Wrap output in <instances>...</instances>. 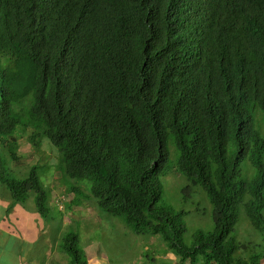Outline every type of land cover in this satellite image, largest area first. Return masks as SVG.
<instances>
[{
    "label": "trees",
    "instance_id": "16d2710c",
    "mask_svg": "<svg viewBox=\"0 0 264 264\" xmlns=\"http://www.w3.org/2000/svg\"><path fill=\"white\" fill-rule=\"evenodd\" d=\"M26 135L58 149L69 191L181 263L261 264L264 0H0V200L7 216L21 206L53 222L41 167L11 177ZM177 174L214 210L192 246L187 212L159 206ZM238 223L262 240L240 243ZM61 236L69 264H89L79 234Z\"/></svg>",
    "mask_w": 264,
    "mask_h": 264
},
{
    "label": "rangeland",
    "instance_id": "374dc122",
    "mask_svg": "<svg viewBox=\"0 0 264 264\" xmlns=\"http://www.w3.org/2000/svg\"><path fill=\"white\" fill-rule=\"evenodd\" d=\"M18 146L17 156L19 158L13 164L11 160L8 161V166L14 170L10 171L11 177L14 179L25 178L31 165H39L43 181L50 193L48 199L49 206L53 209L51 214L57 215V219H55L56 223L51 224L46 222V219L38 212L25 214L22 211L13 214V219L5 218L6 210L2 207L6 206L7 202L0 200V220L4 219V222L0 223V228L2 226L10 227L11 232L16 235H13L15 238L11 237L12 239L7 237V240L2 243L5 247H0V264H69V257L61 245L56 244V242L59 243L58 240L54 242L51 237L56 232L59 220L63 224L58 233L59 236L65 229L76 231L79 234V248L85 249L86 255L95 250L99 251V246L106 251L109 259L99 260L97 264H158V262L171 264L170 260L159 261L156 259L157 255L165 253L166 250L172 251L160 236L138 235L126 225L123 218L113 217L102 210L96 200L89 199L87 201L78 193L69 191L63 183L62 173L57 170L55 165L59 155L58 149L49 140H41L40 146L36 148L26 135L18 139ZM4 150L6 149L0 146V153L7 157L8 152ZM242 165L247 167L250 166V163L246 160ZM179 175H172L164 179L163 195L159 206L172 207L175 210L187 212L185 242L192 246L195 236L200 231L208 233L214 229V210L207 194L202 193V188H198L201 191V195L198 197L197 190L189 187L187 180L185 181ZM185 187H188V190L186 189L187 192L182 194ZM4 192L8 191L0 183V197ZM26 205L32 207L34 202L29 199ZM56 209L61 211L58 212ZM242 217H245L243 212H241ZM245 221L248 222L247 219ZM7 222L10 225L6 226ZM239 225L240 223L236 226L235 237L240 243L262 240L261 234L250 225L249 230L246 225H242L240 228ZM248 254L250 251L240 250L235 254V257L245 258L248 257Z\"/></svg>",
    "mask_w": 264,
    "mask_h": 264
},
{
    "label": "crops",
    "instance_id": "0c3cea01",
    "mask_svg": "<svg viewBox=\"0 0 264 264\" xmlns=\"http://www.w3.org/2000/svg\"><path fill=\"white\" fill-rule=\"evenodd\" d=\"M3 206H4V208H6L8 206V202H7L6 206L5 205H3ZM23 209L21 208V206H16L14 208L13 212L9 215V217L12 218L13 214H16L17 212H21V211L24 212L25 214H30L31 213V212H28V211L23 210ZM28 218H29V216H28ZM2 222H4V219L0 220V223H2ZM8 225H10L9 222H7L6 226H8ZM4 227L5 226H2L0 228V247L1 248L5 247L4 245H2V243L4 242V240H7V237L12 239V238H15V236H16L13 232H11L10 227H5V229H2ZM4 230H7V231H4ZM13 235H15V236H13ZM150 238H152V237H150ZM57 240L60 243V236L58 237ZM97 244H100V243L97 242ZM167 251L168 250H166L165 253H161V254L157 255V258L156 257L155 258L158 259L159 261H161V260H170L171 264H190L189 261L181 263L179 258H178V256L176 254H174L172 251H168V252ZM88 254L89 255H87V257H88L89 264H97L99 260H108L109 259L106 251L101 246H99V251L95 250V251L90 252ZM90 255H93L94 257H91ZM158 264H165V262H158ZM261 264H264V260L261 262Z\"/></svg>",
    "mask_w": 264,
    "mask_h": 264
},
{
    "label": "clouds",
    "instance_id": "9594fccd",
    "mask_svg": "<svg viewBox=\"0 0 264 264\" xmlns=\"http://www.w3.org/2000/svg\"><path fill=\"white\" fill-rule=\"evenodd\" d=\"M49 196H50V193H49ZM48 196V197H49ZM79 196H80V194H79ZM80 197H82V196H80ZM83 199H85V200H87V201H89V199H86V198H84V197H82ZM1 200H4V201H6V202H8V206H9V203H10V201L8 200V199H5V198H3V199H1ZM79 201V200H78ZM8 206L6 207V208H4V207H2L3 209H5L6 210V212H7V208H8ZM23 208V207H22ZM25 209V208H24ZM60 209V208H59ZM14 210V209H13ZM26 211H28L27 209H25ZM61 210H59V212H60ZM5 212V214H4V216H6L5 218H7V217H9V215L13 212H11L8 216H7V213ZM28 212H36V211H28ZM4 216H3V218H4ZM57 216V215H56ZM57 219V218H56ZM48 223H56L55 222V220L53 221V222H48ZM60 224V223H59ZM51 225V224H50ZM66 230V229H65ZM52 237V236H51ZM56 244H58V246H59V244L60 243H57L56 242ZM53 247H54V245H53ZM62 248V247H61ZM64 251V250H63ZM84 251H85V249H84ZM65 252V251H64Z\"/></svg>",
    "mask_w": 264,
    "mask_h": 264
}]
</instances>
